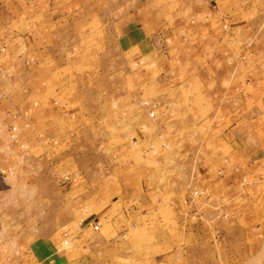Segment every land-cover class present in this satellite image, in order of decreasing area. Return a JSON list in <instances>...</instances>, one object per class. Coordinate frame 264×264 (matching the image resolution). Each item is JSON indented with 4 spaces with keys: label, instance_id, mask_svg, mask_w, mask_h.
Instances as JSON below:
<instances>
[{
    "label": "rangeland",
    "instance_id": "rangeland-1",
    "mask_svg": "<svg viewBox=\"0 0 264 264\" xmlns=\"http://www.w3.org/2000/svg\"><path fill=\"white\" fill-rule=\"evenodd\" d=\"M122 1V17L146 10ZM154 2L157 12L166 7ZM99 25L96 16L90 35L63 57L67 67L54 71L72 84L61 86L58 103L70 98L62 115L49 114L48 90L43 114L19 121L0 88V264H37L36 250L76 249L81 241L64 233L79 231L105 198L124 206L107 229L115 264H264V115L244 122L248 149L232 153L227 141L238 133L223 138L231 122L208 117L214 106L199 98L197 76L179 74L176 52L170 63L159 51L136 61L119 51L108 25L113 35H99ZM48 64L42 74L54 70Z\"/></svg>",
    "mask_w": 264,
    "mask_h": 264
},
{
    "label": "crops",
    "instance_id": "crops-1",
    "mask_svg": "<svg viewBox=\"0 0 264 264\" xmlns=\"http://www.w3.org/2000/svg\"><path fill=\"white\" fill-rule=\"evenodd\" d=\"M137 1L146 6L145 12L129 11V16L122 17V0H0V43L7 47L1 54L0 88L10 109L15 110L14 117L20 121L32 110L35 116L42 115L48 90L54 95L49 100V114L56 118L63 114L61 109L70 98L67 93L65 103H58L63 100L59 99L61 86L65 84L69 90L72 84L67 77L55 78L54 71L67 67L63 57L75 50V42L80 46L81 38L90 35L89 25L97 16L101 24L97 33L112 36L108 25L116 32L113 36L118 39L119 51L135 56L136 61L159 51L170 63L171 52H176L179 74L182 70L188 78L198 77L204 86L199 98L214 106L208 117L222 115L224 123L231 122L223 138L237 132V139L227 142L232 153L240 149L243 153L248 149L244 135L249 132L244 122H255L264 115V0H162L166 7L161 12L152 6L154 0ZM51 61L55 62L54 70L42 74ZM170 65L165 68L168 72ZM29 77L32 82L27 84ZM197 98L196 93L189 97ZM194 116L190 112L189 117ZM204 146L212 155L213 147ZM207 160L205 157L203 163L212 165ZM123 208L105 198L88 214L79 231L64 233L66 238L73 236V242L81 241L77 250H36L37 264H115L117 258H112L110 251L116 242L107 229L117 226ZM95 224L101 230L85 239Z\"/></svg>",
    "mask_w": 264,
    "mask_h": 264
},
{
    "label": "built area",
    "instance_id": "built-area-1",
    "mask_svg": "<svg viewBox=\"0 0 264 264\" xmlns=\"http://www.w3.org/2000/svg\"><path fill=\"white\" fill-rule=\"evenodd\" d=\"M2 50L5 51V47H3ZM151 116L154 117V116H155V112H152V113H151ZM99 228H100L99 225H97V224L94 225V229H95V230H99ZM66 243H68V241H66Z\"/></svg>",
    "mask_w": 264,
    "mask_h": 264
}]
</instances>
